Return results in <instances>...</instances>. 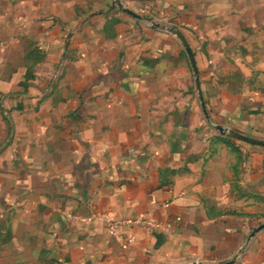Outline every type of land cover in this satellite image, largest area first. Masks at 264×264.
<instances>
[{
  "label": "crops",
  "instance_id": "0c3cea01",
  "mask_svg": "<svg viewBox=\"0 0 264 264\" xmlns=\"http://www.w3.org/2000/svg\"><path fill=\"white\" fill-rule=\"evenodd\" d=\"M210 128L264 140V0H0V264H264Z\"/></svg>",
  "mask_w": 264,
  "mask_h": 264
},
{
  "label": "rangeland",
  "instance_id": "374dc122",
  "mask_svg": "<svg viewBox=\"0 0 264 264\" xmlns=\"http://www.w3.org/2000/svg\"><path fill=\"white\" fill-rule=\"evenodd\" d=\"M202 143L203 162L213 161L215 164H222L225 170L221 173L215 169L209 173L206 170L201 178L205 176L213 183L219 176L221 177L227 208L231 210L251 208L253 212H259L262 208L264 217V187L259 180L255 181L257 169L251 165L253 155L247 148L252 143L237 138L232 132L214 128L208 130L202 138Z\"/></svg>",
  "mask_w": 264,
  "mask_h": 264
},
{
  "label": "built area",
  "instance_id": "2783aa9c",
  "mask_svg": "<svg viewBox=\"0 0 264 264\" xmlns=\"http://www.w3.org/2000/svg\"><path fill=\"white\" fill-rule=\"evenodd\" d=\"M140 221L145 222L143 215H140L136 219L128 220V223L133 224V223H139ZM118 227H119V222L109 220L108 229H109L110 235L117 236L118 235ZM195 264H202V263L200 261H197V262H195Z\"/></svg>",
  "mask_w": 264,
  "mask_h": 264
},
{
  "label": "water",
  "instance_id": "95a60500",
  "mask_svg": "<svg viewBox=\"0 0 264 264\" xmlns=\"http://www.w3.org/2000/svg\"><path fill=\"white\" fill-rule=\"evenodd\" d=\"M233 134L237 137V138H240L244 141H247V142H250L252 144H256V145H262L264 146V141L263 140H257V139H254V138H250V137H247V136H244L242 134H239L237 132H233Z\"/></svg>",
  "mask_w": 264,
  "mask_h": 264
}]
</instances>
